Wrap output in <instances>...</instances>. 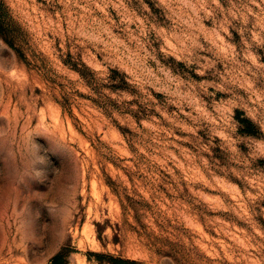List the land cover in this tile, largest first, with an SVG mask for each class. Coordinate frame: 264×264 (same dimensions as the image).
I'll use <instances>...</instances> for the list:
<instances>
[{
  "label": "rangeland",
  "instance_id": "1",
  "mask_svg": "<svg viewBox=\"0 0 264 264\" xmlns=\"http://www.w3.org/2000/svg\"><path fill=\"white\" fill-rule=\"evenodd\" d=\"M0 17V264H264V0Z\"/></svg>",
  "mask_w": 264,
  "mask_h": 264
},
{
  "label": "trees",
  "instance_id": "2",
  "mask_svg": "<svg viewBox=\"0 0 264 264\" xmlns=\"http://www.w3.org/2000/svg\"><path fill=\"white\" fill-rule=\"evenodd\" d=\"M3 22L0 17V36L5 38V33L3 29ZM240 124H241V131L248 133V134H255L257 132L256 125L248 118H242L239 119ZM100 256V254H98ZM108 258V261L110 264H139L136 260L134 259H128V258H122V257H117L113 255H105ZM58 260V255L54 256L53 258V264H57Z\"/></svg>",
  "mask_w": 264,
  "mask_h": 264
}]
</instances>
